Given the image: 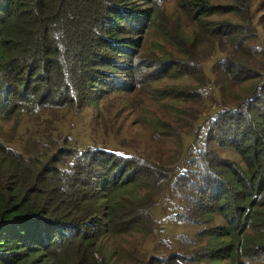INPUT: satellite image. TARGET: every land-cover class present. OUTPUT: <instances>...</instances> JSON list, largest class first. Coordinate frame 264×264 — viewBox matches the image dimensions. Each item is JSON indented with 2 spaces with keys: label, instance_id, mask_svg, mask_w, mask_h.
<instances>
[{
  "label": "trees",
  "instance_id": "1",
  "mask_svg": "<svg viewBox=\"0 0 264 264\" xmlns=\"http://www.w3.org/2000/svg\"><path fill=\"white\" fill-rule=\"evenodd\" d=\"M151 1L0 0V125L38 121L25 131L31 149H12L0 159V264H115L103 239L151 234L157 223L150 209L171 194L180 201L172 219L199 230L177 234V249L163 256L128 246L129 264L264 263V82L236 107L216 113L183 168L176 155L174 164H157L147 156L77 147L67 137L59 143L60 130L49 135L48 117L96 104L108 93L99 84L110 78L113 84L118 73L136 76L139 33L154 18L139 3ZM205 2L181 0L180 8L196 18L251 16V0ZM239 28L230 22L210 27L219 39L237 38ZM215 70L236 82L254 75L235 56ZM176 95L169 86L151 97ZM162 124L155 119L158 128ZM212 146L237 159L221 157Z\"/></svg>",
  "mask_w": 264,
  "mask_h": 264
},
{
  "label": "rangeland",
  "instance_id": "2",
  "mask_svg": "<svg viewBox=\"0 0 264 264\" xmlns=\"http://www.w3.org/2000/svg\"><path fill=\"white\" fill-rule=\"evenodd\" d=\"M180 1L139 3L141 8L150 9L154 18L147 19L139 33L141 46L133 60L137 64V78L123 72L117 74L113 84L109 82L111 78L101 82V92L108 93L101 95L96 104L79 111L61 110L47 118L53 128L49 135L60 130L62 134L56 136L59 143L67 137V142L77 147L94 146L119 154L147 156L157 164H174L176 155L180 168L188 166L205 142L206 130L216 113L236 107L253 85L256 89L264 82V0H251L249 20L231 12H214L196 18L192 16L193 10L180 8ZM205 1L207 5L234 2ZM197 19L208 23L202 26ZM226 22L240 26L237 38L219 39L211 31L210 27ZM231 56L241 62L249 75L255 76L236 82L222 72L217 74L216 63L225 61L226 65ZM147 78H154L151 85H147ZM126 85L132 89H122ZM169 86L172 93L177 94L175 97H151L158 89ZM119 87L121 90H117ZM155 119L163 121L162 128L155 125ZM35 120L37 118L31 117L22 119L21 124L9 121L0 125V141L8 147H4V152L0 149V159L12 149L22 153L31 149L30 137L25 131L38 123L32 122ZM56 124L59 127L55 132ZM212 147L221 157L237 159L231 151ZM179 203L171 194L162 201L160 198L150 209L157 223L151 234L132 232L105 237L103 244L115 264L131 263L133 249L128 246L140 245L141 253H146L147 257L163 256L177 249L174 242L177 234L194 235L199 226L172 219Z\"/></svg>",
  "mask_w": 264,
  "mask_h": 264
}]
</instances>
